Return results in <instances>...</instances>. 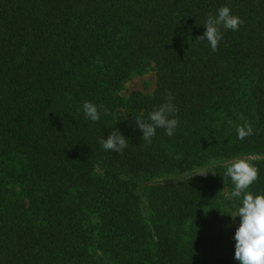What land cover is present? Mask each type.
<instances>
[{
    "label": "trees",
    "instance_id": "trees-1",
    "mask_svg": "<svg viewBox=\"0 0 264 264\" xmlns=\"http://www.w3.org/2000/svg\"><path fill=\"white\" fill-rule=\"evenodd\" d=\"M224 6L244 23L212 51ZM169 93L178 126L148 143L134 118ZM240 157L264 194V0H0V264H237Z\"/></svg>",
    "mask_w": 264,
    "mask_h": 264
},
{
    "label": "clouds",
    "instance_id": "clouds-1",
    "mask_svg": "<svg viewBox=\"0 0 264 264\" xmlns=\"http://www.w3.org/2000/svg\"><path fill=\"white\" fill-rule=\"evenodd\" d=\"M243 23L241 18L232 14L229 7H221L217 9L215 15H210L207 18L204 25L205 31L197 39L206 40L212 51H215L223 37L222 30L238 31ZM172 99L173 97L169 93L166 102L150 112L147 120L142 117V114L135 116L134 122L136 128L142 132L143 140L151 143L157 128L164 129L167 136L174 135L178 119L173 114L178 112V109L171 102ZM82 111L84 117L92 122L101 119L100 109L92 102L85 101ZM237 134L238 139L242 140L252 134V128L248 124L238 126ZM100 143L104 150L118 154L127 147V139L115 129L111 131L107 139L103 137ZM226 175L231 178L234 184V190L230 193L229 198L240 199V206L235 213V216L239 217V226L233 236L235 241L234 259L237 264H264V194L254 195L246 191L257 179L258 169L247 158L240 157L228 164Z\"/></svg>",
    "mask_w": 264,
    "mask_h": 264
},
{
    "label": "rangeland",
    "instance_id": "rangeland-1",
    "mask_svg": "<svg viewBox=\"0 0 264 264\" xmlns=\"http://www.w3.org/2000/svg\"><path fill=\"white\" fill-rule=\"evenodd\" d=\"M154 88L155 75L154 72L150 69L142 75L132 77L130 81L125 84L121 95L126 96L133 91H138L142 94L150 95L152 94Z\"/></svg>",
    "mask_w": 264,
    "mask_h": 264
}]
</instances>
